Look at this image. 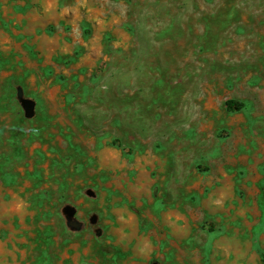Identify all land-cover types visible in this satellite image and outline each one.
I'll use <instances>...</instances> for the list:
<instances>
[{
    "label": "rangeland",
    "instance_id": "rangeland-1",
    "mask_svg": "<svg viewBox=\"0 0 264 264\" xmlns=\"http://www.w3.org/2000/svg\"><path fill=\"white\" fill-rule=\"evenodd\" d=\"M135 1L0 0V264H262L264 0Z\"/></svg>",
    "mask_w": 264,
    "mask_h": 264
},
{
    "label": "trees",
    "instance_id": "trees-1",
    "mask_svg": "<svg viewBox=\"0 0 264 264\" xmlns=\"http://www.w3.org/2000/svg\"><path fill=\"white\" fill-rule=\"evenodd\" d=\"M226 107L228 111H239L243 108V103L238 102L236 100H229L226 103ZM262 264H264V255L262 256Z\"/></svg>",
    "mask_w": 264,
    "mask_h": 264
},
{
    "label": "bare ground",
    "instance_id": "bare-ground-1",
    "mask_svg": "<svg viewBox=\"0 0 264 264\" xmlns=\"http://www.w3.org/2000/svg\"><path fill=\"white\" fill-rule=\"evenodd\" d=\"M140 2H143V0H136L135 1V4L136 3H140ZM138 5V4H137ZM103 14H105V13H103ZM134 21V20H133ZM120 58V57H119ZM165 62V61H164ZM124 64V63H123ZM131 64V63H130ZM128 66V65H127ZM143 67V66H142ZM145 67V66H144ZM198 66H196V68H197ZM150 69V68H149ZM148 77V76H147ZM95 101V100H94ZM85 102V101H84ZM104 105V104H103ZM88 107H90V106H88ZM99 107V106H98ZM89 111H91V110H89ZM94 112V111H93ZM86 115V114H85ZM90 115V114H89ZM97 116V115H96ZM92 117V116H91ZM94 121V120H93ZM96 122V121H95ZM103 122V121H102ZM93 123V122H92ZM91 123V124H92ZM138 123H140V122H138ZM100 124H101V122H100ZM136 124V123H135ZM159 125V124H158ZM144 126V125H143ZM139 127V126H138ZM142 127V126H141ZM145 127V126H144ZM106 129V128H105ZM156 129V128H155ZM146 130V129H145ZM154 130V129H153ZM152 131V130H151ZM142 133V132H141ZM154 133V132H153ZM153 188V187H152ZM134 193V192H133ZM143 194V193H142Z\"/></svg>",
    "mask_w": 264,
    "mask_h": 264
}]
</instances>
